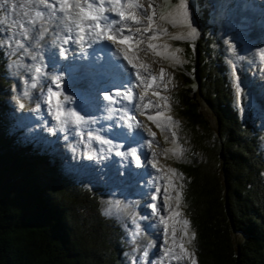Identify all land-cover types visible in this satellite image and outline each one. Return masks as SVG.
<instances>
[{
	"label": "trees",
	"instance_id": "obj_1",
	"mask_svg": "<svg viewBox=\"0 0 264 264\" xmlns=\"http://www.w3.org/2000/svg\"><path fill=\"white\" fill-rule=\"evenodd\" d=\"M204 34L195 54L189 43H180L196 56V73L183 76L186 89L177 106L196 143L193 158L181 164L196 260L264 264V148L251 121H243L232 107V91L213 64L215 53H209L214 40ZM6 73L0 52V107L2 93L12 88ZM195 85L218 129L193 97ZM9 124L5 108L0 112V264H51L53 259L57 264H126V231L105 214L103 203H111L106 192L67 177L46 152L11 133Z\"/></svg>",
	"mask_w": 264,
	"mask_h": 264
},
{
	"label": "rangeland",
	"instance_id": "obj_2",
	"mask_svg": "<svg viewBox=\"0 0 264 264\" xmlns=\"http://www.w3.org/2000/svg\"><path fill=\"white\" fill-rule=\"evenodd\" d=\"M65 1L64 4H68V0ZM180 2L181 0H150V2L146 3L144 6L145 9H147L148 4L152 3L153 8L155 9V15L153 16L154 22V20L161 21V13L167 16L168 13ZM184 2L187 5L189 20L193 28H198L199 31H202L201 25L205 20L204 15L207 14V8L211 12L212 18L210 19V22L215 28L219 40L222 39L216 24H218L219 30L227 40V42L225 41V46L224 43H218L213 31L212 36L214 37L216 46L210 45L209 53H223L225 55L223 56V59L221 58L222 56L217 58L215 55L214 59L212 58L213 64L219 72L223 70V76L228 84L231 79L232 84L234 85L237 101L240 103L245 101L247 103V106L252 113V119H256L254 120V124L258 128L257 132L261 138V146L264 148V101H260L261 97L257 95V91L255 90L259 84L264 83V29L253 30V25H261V23L253 22L249 16V21H246L245 18L237 17L234 13V7L230 9L228 6H224L222 1L184 0ZM166 4H169L170 6L167 7ZM88 5L89 3L84 1V6L86 8H88ZM0 8V26L3 33L1 45L8 49L9 55L13 56V60L9 64V69L11 71V76L17 81V85L13 84L12 88L14 93L13 98L10 97L7 90L2 93V95L4 94L5 104L12 107V111L19 115V119H16L15 116L13 117L12 111H10L9 116L7 117L10 126L13 125V129H11L12 133H20V135H22L20 138L25 141L27 134H29V139L31 142L36 143V145L34 144L36 148H42L54 158L59 157L61 164L63 163L65 171L67 170V173H72V178L74 179H84L88 187H109V198L111 203L106 201L105 204L103 203V207L105 214L119 219L126 231H123V236L124 238H127L129 243L126 264H135V262L140 264L141 261L146 260V257L149 256V250L151 251V255L154 256V258L149 259V261L151 260L150 264H160L156 263L158 251L163 253L162 249L164 251H169V249L172 250V248L166 247V243L155 244L152 247L153 241L156 240V237L161 236L162 238L164 237L161 241L173 243L174 240L177 244V249H175L171 258L168 257L171 252L166 254L168 260L171 261L170 264H197L194 253L195 244L193 243L195 240V233L189 223L186 231H184L183 225V221L187 220L186 205L182 195L186 175L183 174L180 165L182 162L193 158L194 154L192 147L196 144L193 139L194 133L191 134V131H187L186 129V119L180 114L181 108H177L178 104H180L178 95L185 90L182 89L184 88L182 76L184 73L187 74L186 69H181L183 67L180 64L173 63L175 61L174 58L167 56V58L169 57L170 59L166 60L164 55H155L154 61L151 63V58H148V53H146V47L144 48V54H147H145L147 58L142 57L150 64V67H152V65L154 66L152 68L156 71L158 76L160 75L159 70L161 68L165 70L164 75H168L166 73V71L168 72V69L172 73L170 74L171 81L166 83V87L169 88V91H163L164 88L161 86L160 93L162 96L160 98L158 97L160 102L159 106L166 112L169 123L167 125L164 124L165 126L160 124L157 125V123L150 121L147 117L145 121L148 126L147 124H143V130L145 132L151 129V131H154V133L156 132L155 134L157 135L156 140L158 141V144L155 145L153 150L149 153V163L154 166L157 164L155 163V158L162 160L163 163L161 166L165 168L167 174L163 186L169 181H173L170 194L161 197L164 198V200H158L159 189L156 193H149L150 198L147 199V201H144L146 207L144 208L137 203L138 201H142L148 192L150 185L149 187H136L139 190H133V186L131 185V179H133L131 174L133 173L131 172L129 176H126L124 168V162L126 161L125 163H128V160L126 159L128 154L125 152L116 154L119 152L117 151L119 137H117L116 133H113L112 131L105 132L102 128L103 122H91L96 115L101 114V109L90 116L80 115V117H82L80 122L76 121V115H72L73 112L70 114L61 113L59 114V119L62 120L60 127L57 125L59 124V119H57L58 115H56V113L54 114L52 109L50 113H42V111L52 103L53 97L51 100L49 97L54 90L50 80L39 83L40 77L49 71L50 68V62L47 59L48 54L44 51L48 50V48H45L47 46H43V48L36 50L35 45L27 42V39L34 30H37L33 37L34 40L39 37L44 30V27L37 23H43L46 21V18H42L43 15L40 17L36 16V13L40 8L37 0H1ZM148 12L151 14L152 9H148ZM194 12L199 15L198 19ZM140 14L142 13L140 12ZM237 14L239 15L240 13ZM61 22L59 21L53 29V32H56V36H59L58 29L65 27L61 25ZM67 24L70 23L67 22ZM162 24H164L165 27H169V29L165 33L168 38L164 37L161 40V43L170 45V53L175 57L179 56L180 53H187L185 46L180 45V41L193 42L198 40L199 35L197 34V29L196 35L192 37H188L186 34L178 36L171 35L176 29H183L185 32L189 31L187 24L177 23L178 25L173 26L171 23L164 20L162 21ZM261 32L262 36H260ZM48 38H50L49 43L53 44L55 39L50 36ZM38 39L39 38H37V40ZM231 41L234 45V49L229 44ZM41 45L42 44L38 46L41 47ZM19 51L24 52L20 54L18 53ZM169 64L172 65L168 67ZM226 66H229L230 68V78H226L228 75ZM37 67H40L39 72L36 71V69H38ZM30 69H32V71ZM28 71L32 76L35 75V81H31ZM26 76L28 77L26 78ZM49 84H51V86L47 89ZM33 85H35V87H33ZM193 89L195 90L192 92V95L194 98H197L198 96L201 110H205L206 114L214 117L210 106L206 103V105H203L202 102H204V100L197 90V85H195ZM180 90L182 91L179 92ZM162 93H164L166 99L163 98L164 95ZM262 93L263 92L261 91V94ZM148 94L151 95L150 91L147 95ZM78 95L79 92L76 94L75 92H68L64 101L61 102L63 104L69 103L67 98H77ZM150 103L152 106H156V98ZM1 111L2 108L0 107V112ZM121 115L124 117V112H122ZM242 116L244 115L242 114ZM140 119L144 121L141 116ZM69 121H71V124L80 123L78 132L74 133L69 138V141L54 142L53 146H51L54 136H59L58 132L54 130V127H57L58 129L64 128L62 131L66 132L67 128L70 127V125H67ZM109 121L110 123L105 126L113 125V121ZM163 126L174 133L179 145L170 142V133L166 135L165 130L160 128ZM24 127L27 130L26 133H22L21 131ZM84 128H90V130L85 135H78ZM125 132H128V129H125ZM111 133L113 137H110ZM40 134L43 136L42 140L37 141ZM180 136L183 139L182 142H180ZM170 145L175 147L176 151H170ZM90 151H92L93 156L86 155L87 152ZM98 158H100L101 161L97 162ZM87 161L92 162V164L97 162L95 164L96 166H93L92 164H90L91 166H82V164ZM77 163H79L80 166L74 167ZM121 166L124 168V175L122 178ZM169 169H172L173 172H169ZM134 170L136 172L135 175L138 177L142 185H144L145 181L149 178V175L153 173V168L151 166L148 168V173H142L140 165H136ZM119 176L121 179H119ZM136 176H134V179ZM128 182H130V186L128 185ZM177 193H179L178 202L176 200ZM153 194H155L154 198L152 196ZM156 198L157 202L154 201ZM153 205L157 206V210L161 206L167 210L165 212L168 213V217L165 215L166 220H164L163 215H160L159 211L157 213L155 212L152 207ZM169 205L171 207H169ZM146 210L147 216L144 215ZM175 213H178V215H175ZM153 214L156 216V219L155 221H150V216ZM170 214H172V218L171 221L168 222ZM144 217L146 218L144 219ZM164 223H167V229L166 227H163ZM152 227L160 229L159 232H156L157 234L151 232ZM173 227L175 228L174 236L172 235ZM181 243L184 244V249L188 254H184V252L181 251ZM152 248L153 250H151ZM50 263L57 264L55 259L51 260Z\"/></svg>",
	"mask_w": 264,
	"mask_h": 264
},
{
	"label": "bare ground",
	"instance_id": "obj_3",
	"mask_svg": "<svg viewBox=\"0 0 264 264\" xmlns=\"http://www.w3.org/2000/svg\"><path fill=\"white\" fill-rule=\"evenodd\" d=\"M71 0H68V5H70L71 4V2H70ZM111 1L112 0H105V2L104 3H108V7H109V14L110 13H116L114 10H113V4L114 3H111ZM116 1V0H115ZM245 1H247V2H249V4L253 7V11L254 12H257L258 10H259V8H260V6H259V3H260V1H258V0H241L240 1V3H239V7H236L235 9H234V13L237 15V13H240L239 14V16L241 17V18H245L246 19V17H248L250 14H251V12L250 11H248V9L246 8V7H244L243 6V2H245ZM66 2V1H65ZM127 2H128V0H124V2H123V4L122 5H125V4H127ZM134 2V1H133ZM134 3H139L138 1H135ZM140 4V3H139ZM70 8V7H69ZM68 8V9H69ZM173 10V9H172ZM171 10V11H172ZM138 13H142L143 14V12H144V9H137L136 10ZM170 11V12H171ZM88 12H92V14H97L96 12H94V11H86L85 13H88ZM70 14H72V12H70ZM103 15V13L102 14H100L101 16L103 15L104 17H108L109 19H111V16L110 15ZM169 14V13H168ZM46 15H49V13L48 12H46L45 13V15L44 16H46ZM71 16V15H70ZM168 16V15H167ZM74 17H76V14L74 15ZM55 18H58V17H55ZM59 18H60V16H59ZM61 18H63V20H68L67 19V15H65V14H63V16L61 17ZM250 18H251V16H250ZM116 19H120L119 18V16H117L116 15ZM89 20V19H88ZM69 22L68 23H70L71 25H70V31L71 32H75V28H76V25L74 24V20L73 19H70V20H68ZM158 20H154V22H153V29L155 30V35L157 36V39L156 40H154V41H149L148 39H147V37H150V36H152L154 33H153V31H149L148 33H144L143 34V36H141V34H137V33H135L134 32V29L136 28V27H141V28H143V24H141V25H137V24H135L134 22H132V21H130V23H129V25H128V27H129V29H131L132 30V32H133V34H134V38L129 42V41H122V42H120V43H118V46H120L121 48H122V50H124V49H127L128 50V52H129V55H130V49H131V46L132 45H135V42H136V40H138V39H142L143 40V42L141 43V44H139V48L137 49V50H135V52L136 53H139L138 54V56L140 57V59H141V62L139 63L138 62V65H140V64H144V65H146L147 66V71H145L146 73L144 74V76H143V78L141 79V82L142 83H144V80H147V81H149V83L152 85L151 87H150V89H151V91H150V93H151V95L150 94H148L146 97V99H144L143 101H141L140 102V100L137 102V103H135L134 104V108H135V115H134V119H126L125 118V116L124 117H122V112H123V110H121V111H116V110H111V108L110 107H104V111H105V113H106V115H105V113H104V115L105 116H110V117H114V118H116V117H118V118H120L121 119V125H122V127H130V125L132 126L133 125V120H139L140 119V116L145 120L149 115H151V114H153V113H155V114H153L152 116H156L157 114H159V120H160V125H164V124H166V121H167V118H166V112L165 111H158V110H161V108H160V106H159V98L162 96L161 95V93L159 92L160 90H161V86L159 85L160 83H162L163 82V80H162V78H160V81H159V84H158V82L157 81H153L151 78H148V76L149 75H152V76H155V77H159L158 75H157V73H156V71L152 68V67H154L153 65H152V67H150V64L147 62V61H145L144 60V58L143 57H145L144 55L146 54V53H148V58H154L155 57V53H153L151 50H149L148 48H147V46H148V43L149 42H151V43H155L156 44V52H158V53H160L159 55H157V56H162V55H164V56H169V57H171V58H173V56L170 54V46L169 45H167V44H162L161 43V40L164 38V37H166V38H168V36L165 34L167 31H168V29H169V27H165V25L164 24H162V21L163 20H161V21H158ZM165 21V20H164ZM246 21H248V19H246ZM61 22V21H60ZM253 22H255V23H258V22H260V19L259 18H253ZM122 23L123 24H126L125 22H123L122 21ZM105 24L106 23H104V25H103V27L105 26ZM61 25H63V24H61ZM172 25V24H171ZM176 25H178V24H176ZM64 26V25H63ZM160 26V27H159ZM169 26V25H168ZM102 27V28H103ZM170 27H172V26H170ZM171 29V28H170ZM253 29L254 30H257V29H260L259 27H253ZM261 29H264V25L261 27ZM43 30V29H42ZM98 32H101V30H98ZM188 32L189 31H186L185 32V30L183 31V29L181 30V29H176L174 32H172V36H178V35H181V34H188ZM259 32V31H258ZM102 33V32H101ZM56 34V32L54 33V32H52L51 34H50V37H52L53 39H55V41H54V43L53 44H50L49 42V39L50 38H47V40H46V42L43 44V46H47V47H45V48H48V50H50V49H53V48H55V46H56V41H58V36H56L55 35ZM136 34L140 37V38H137L136 37ZM260 36H262V32H261V35ZM170 38V37H169ZM166 41V40H165ZM166 43V42H165ZM43 46L41 47V48H43ZM146 47V53L144 54V52H145V48ZM40 49V48H39ZM124 52V51H123ZM69 56H71V54H69ZM143 56V57H142ZM94 59V58H93ZM112 67H114V68H119L120 67V64L119 63H116V65H113ZM144 69V68H143ZM145 70V69H144ZM159 74V73H158ZM97 85H99V84H97ZM258 90H259V97H261V102H263L264 101V92L261 94V91H260V89L258 88ZM100 91H101V89H98V92H97V94H98V96H101V93H100ZM156 92H158V97L159 98H157L156 97ZM162 92V91H161ZM163 95H164V93H162ZM156 98V101H157V104H156V106L155 105H151V101L153 100V99H155ZM163 98H165L166 99V97H165V95L163 96ZM263 100V101H262ZM100 101V99L99 98H97V103ZM96 103V102H95ZM264 103V102H263ZM110 106V105H109ZM150 106H151V108H150ZM121 113V114H120ZM140 120H142V119H140ZM143 121V120H142ZM107 127H105V129H106ZM107 129H110V128H107ZM127 131V130H126ZM107 132V131H106ZM152 132H154V131H152ZM156 133V132H155ZM148 137H153V141H152V144H150V145H146L144 148H142V150H143V153H141V155L139 156L140 157V160H141V164H140V166H141V168H145L146 167V163H144V157H145V155L147 154V152L148 151H152L153 150V148L155 147V145L158 143V141L156 140V135L155 136H151V135H148ZM159 146V145H158ZM128 151V150H127ZM157 155V154H156ZM122 156V155H121ZM153 156V155H152ZM143 158V159H142ZM136 159V158H135ZM129 160H130V162L132 161V156H131V154H129ZM155 160V163H157L158 164V166H161L162 165V163H163V161L162 160H158V159H154ZM126 162V161H125ZM91 164V162L90 161H87L86 163H83L82 164V166H91L90 165ZM145 164V165H144ZM68 165V164H67ZM142 165H144V166H142ZM76 166H80V164L79 163H77V164H75V166L74 167H76ZM81 166V167H82ZM93 166H95V164L93 163ZM131 168L133 169V171H135L134 169H135V167L134 166H132L131 165ZM165 169V168H164ZM168 173V172H167ZM134 176L135 175H132L131 177L134 179ZM121 178H122V174H121ZM120 178V176H119V179H121ZM135 181V180H134ZM145 181V180H144ZM168 181V180H167ZM135 187H139V186H135ZM147 201V200H146ZM159 213H160V215H163V217H164V220H166V216L168 217V213H165V212H163V213H161V211L159 210ZM166 215V216H165ZM155 219H156V216L153 214L152 216H150V221H155ZM160 220V219H159ZM171 221V219L169 218L168 219V222H170ZM163 227H166V223H164V225H163ZM162 239H164V237L162 238V236L161 237H156V240L155 241H153V243L154 244H159V243H166V247H170V248H172V250H171V254H169V256L168 257H170L171 258V256L173 255V253H174V251H175V249H177V244L176 243H167V242H163V241H161ZM151 241V240H150ZM162 245V244H161ZM154 245H152V247H153ZM151 250H153V248L151 249Z\"/></svg>",
	"mask_w": 264,
	"mask_h": 264
},
{
	"label": "snow or ice",
	"instance_id": "obj_4",
	"mask_svg": "<svg viewBox=\"0 0 264 264\" xmlns=\"http://www.w3.org/2000/svg\"><path fill=\"white\" fill-rule=\"evenodd\" d=\"M40 3L41 4H45V0H40ZM45 6L48 7V8L52 7L50 4H45ZM60 7L62 9H64V10H67L69 7H72V6L68 5V4H61ZM74 7L80 9L81 5L79 3H77V4L74 5ZM88 8L91 9L92 5L89 4ZM143 8H144V6L142 4L134 3L133 0H128L127 4H125V5H121L119 3H114L113 4V10L116 12V15L119 16L120 19L119 20L113 19L111 21V23L106 24L103 28H101V25L99 23H97L95 25V27L96 28H100L101 32L106 35L107 39L112 40V41H114L116 43H119V41L117 40L116 37L122 33L123 28H114L113 25L120 24L122 21L123 22L132 21V22H134L137 25H141V24L144 25L143 28L136 27L134 29L135 33L141 34V36H143L144 33H148L149 31H153L154 34L152 36H150V37H147V39L149 41H154V40L157 39V36L155 35V30L153 29V16L155 15V9L153 8L152 3H149L148 6H147V9H144L143 14H140V13H138L136 11L137 9H143ZM148 9H152V13L151 14H149ZM103 12H104L103 6H101L99 9H96V13L97 14H92V12L83 13V9H81V13H83V14L82 15L80 13L77 14L79 16L78 23H79V26L81 27V30H83V22H84V20L90 19V20H93V21H97V20H99L101 18L100 14H102ZM36 16L40 17V16H42V13L41 12H37ZM103 19L107 20L108 17H103ZM160 19L171 23L173 26H175L177 23L187 24L188 27H189V32L187 34L188 37H192V36L196 35V29L191 26V23H190V20H189V13H188V10H187V5L184 2V0H181V2L179 4H177L171 12H169L168 16H165L163 13H161ZM109 31H114L115 35H108L107 33ZM95 35H100V33H95ZM177 38H184V37H177ZM122 39L131 41L133 39V36L132 35H124V36H122ZM142 42H143L142 39L136 40L135 45H133V47H136V45H139ZM147 47H148L149 50H151L156 55L160 54V53L156 52V44L155 43L149 42ZM123 51H124V59L127 60L129 65H132L133 68H136L137 67V63H134L133 56L129 55V52H128L127 49H124ZM139 67L140 68H144L145 71H147V66L146 65L140 64ZM36 71L39 72L40 69H36ZM159 71H160L161 77H163L165 70L163 68H161ZM136 75H137V78L139 79L140 78V72L138 71L136 73ZM152 80L155 81L156 77L153 76ZM144 84H145L146 87H151L152 86L150 83H148L147 80H144ZM33 87H35V85H33ZM56 95H57L56 92H52L51 96L49 97V99L51 100V98L55 97ZM118 95H119V93H118ZM127 98H130V96H128ZM141 98H143V97H141ZM105 99H110V97L106 96ZM72 115L75 116V113H72ZM57 119H59V115L57 116ZM75 119H76L77 122H80L82 120V117L75 116ZM148 119L150 121H153V122L157 123V125L160 124L159 114H157L156 116L150 115V116H148ZM148 131H149V135L155 136V133L152 132L151 129H149ZM97 139H99V138H97ZM131 155L136 158L135 159L136 164L140 165L141 164V160H140V157L136 155L135 149L132 151ZM169 172H173V170L169 169ZM176 200H177V202L179 201V193H177ZM152 207H153V209L157 208L156 205H153ZM169 207H171V206L169 205ZM175 215H178V213H175ZM169 218L170 219L172 218V214H170ZM183 225H184V231H186L187 230L188 221L184 220L183 221ZM166 229H167V223H166ZM172 235L173 236L175 235V228L174 227L172 229ZM173 243H175L174 240H173ZM180 248H181V251L184 252V254H188V253H186V251L184 249V244L183 243L180 244ZM169 252H171V249H169Z\"/></svg>",
	"mask_w": 264,
	"mask_h": 264
},
{
	"label": "clouds",
	"instance_id": "obj_5",
	"mask_svg": "<svg viewBox=\"0 0 264 264\" xmlns=\"http://www.w3.org/2000/svg\"><path fill=\"white\" fill-rule=\"evenodd\" d=\"M5 102H4V94H3V104H4ZM34 150H38V151H40V152H44V150L41 148V149H38V148H33Z\"/></svg>",
	"mask_w": 264,
	"mask_h": 264
}]
</instances>
